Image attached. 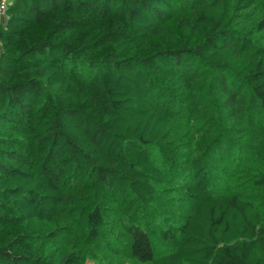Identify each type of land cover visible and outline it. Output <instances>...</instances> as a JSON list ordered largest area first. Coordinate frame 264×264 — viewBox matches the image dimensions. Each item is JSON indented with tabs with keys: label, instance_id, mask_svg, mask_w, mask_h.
Returning a JSON list of instances; mask_svg holds the SVG:
<instances>
[{
	"label": "trees",
	"instance_id": "16d2710c",
	"mask_svg": "<svg viewBox=\"0 0 264 264\" xmlns=\"http://www.w3.org/2000/svg\"><path fill=\"white\" fill-rule=\"evenodd\" d=\"M5 17L0 230L75 216L83 233L51 255L9 237L0 264H264V0H16ZM184 122L203 144L176 143ZM110 195L147 216L107 229Z\"/></svg>",
	"mask_w": 264,
	"mask_h": 264
},
{
	"label": "rangeland",
	"instance_id": "374dc122",
	"mask_svg": "<svg viewBox=\"0 0 264 264\" xmlns=\"http://www.w3.org/2000/svg\"><path fill=\"white\" fill-rule=\"evenodd\" d=\"M6 19V17H5ZM68 97H62L61 101H67ZM68 102V101H67ZM76 105V103H75ZM207 109V108H206ZM185 118H188V112H186L185 114ZM199 122H195L190 124V127L185 125L184 123H180L178 125L175 126V132H176V143L179 142V140L181 141H190V143L188 144V146H194L196 148V145L199 144H203V141H199L201 137V134H198L199 132V125L197 124ZM187 128V129H186ZM186 130V131H185ZM187 130L189 132H187ZM183 149V146H180L178 148H176V150L181 154ZM183 155V154H182ZM251 161V159H250ZM248 165V163H247ZM258 169L260 168V166L255 163L254 161V165L252 166V169ZM214 175H217L219 173H217V171H214ZM247 172L251 173V170H244L243 174H247ZM227 173V170L226 172ZM226 175V174H225ZM218 178V182L220 183L219 186H217L218 188H220V185L222 184H227L228 187H230L231 185H236L237 182L234 179H230L229 176H225L223 174L220 173L219 176H217ZM226 178V180H225ZM76 179V177H75ZM87 191V190H86ZM93 191V190H92ZM85 194V193H84ZM258 195V196H257ZM252 196L258 198L259 199H264V194H259V193H252ZM99 197V194H98ZM106 197V202H104V214L107 220V229L112 228L114 230V227L117 225V220L120 217H126V218H130V220L132 219V217H136L137 215L140 214H145L146 210H140V209H134V205L131 202L130 199H128L129 197L124 196V197H115V196H105ZM114 197V198H113ZM90 199H93V197H89ZM87 199V198H85ZM84 199V200H85ZM160 200V206L161 209L164 211H171L172 208V203L170 200L169 196H166L164 194V192L162 193V197L159 199ZM167 205V206H166ZM72 207V206H71ZM70 207V209H71ZM77 207V206H74ZM79 209H75L74 208V212L79 213L78 211ZM161 210V211H162ZM162 211L161 213V217H166V215L164 212ZM148 213V211H147ZM147 213L145 216H147ZM69 213L67 212L66 215H68ZM168 217H170V215H168ZM137 218L141 219L140 216H138ZM72 219V224H58V225H45V224H41V223H29L26 226L23 227H11V228H6L4 230H0V243L4 242L5 240H7L9 237L10 238H15L16 236H22L24 237L23 241H22V245L20 246L22 249H33L36 247H39V250L41 252H43L44 255L47 254H55V252L57 250L63 251L65 250L66 247V243L64 241V238L68 235L69 231H76L77 233H83L81 231V229L79 227H81L79 220H77L78 218H76L75 216H73V218H69ZM151 224H157V221H154L153 219L150 220ZM169 221V220H168ZM150 223V222H149ZM165 224V223H164ZM164 224H162L161 226H163ZM105 227L102 228L101 230V235L102 238H104L107 235V232ZM54 234V235H52ZM55 238V239H54ZM82 240H84V238H82ZM153 240L155 242H157V240L155 239V237L153 236ZM83 241H81L82 243ZM79 247L74 248L75 251H78ZM81 248V247H80ZM96 257V258H94ZM89 258H91V260L93 261H89L91 263H86V264H134L133 262H131L130 260H128L127 255H111L108 252L105 253H101V254H92V256H89Z\"/></svg>",
	"mask_w": 264,
	"mask_h": 264
},
{
	"label": "built area",
	"instance_id": "2783aa9c",
	"mask_svg": "<svg viewBox=\"0 0 264 264\" xmlns=\"http://www.w3.org/2000/svg\"><path fill=\"white\" fill-rule=\"evenodd\" d=\"M10 2L16 1V0H9ZM6 4L0 0V17H5L6 13Z\"/></svg>",
	"mask_w": 264,
	"mask_h": 264
},
{
	"label": "crops",
	"instance_id": "0c3cea01",
	"mask_svg": "<svg viewBox=\"0 0 264 264\" xmlns=\"http://www.w3.org/2000/svg\"><path fill=\"white\" fill-rule=\"evenodd\" d=\"M6 5L10 3L9 0H2ZM6 21L5 17H0V25Z\"/></svg>",
	"mask_w": 264,
	"mask_h": 264
}]
</instances>
